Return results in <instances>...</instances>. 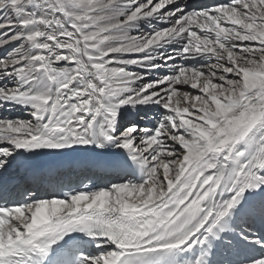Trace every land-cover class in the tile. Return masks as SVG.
Listing matches in <instances>:
<instances>
[{"label": "snow or ice", "instance_id": "1", "mask_svg": "<svg viewBox=\"0 0 264 264\" xmlns=\"http://www.w3.org/2000/svg\"><path fill=\"white\" fill-rule=\"evenodd\" d=\"M16 107L0 264H264V0H0ZM74 156L114 179L39 164Z\"/></svg>", "mask_w": 264, "mask_h": 264}, {"label": "bare ground", "instance_id": "2", "mask_svg": "<svg viewBox=\"0 0 264 264\" xmlns=\"http://www.w3.org/2000/svg\"><path fill=\"white\" fill-rule=\"evenodd\" d=\"M211 1V0H210ZM214 62V61H213ZM189 63H191V62H189ZM181 89H186V90H188V88H187V86H179ZM194 93L196 92V90H192ZM12 111H13V113L15 114V115H29L28 114V112H26V111H24V110H22L21 108H19V107H16V108H13L12 109ZM0 112H1V115L5 112V111H3L2 109H0ZM12 113V114H13ZM79 159H82L83 160V165H82V167L80 168V169H78L77 171H76V176L75 177H78V176H85V175H87V174H89V173H91V172H94V171H96L97 169H95V168H93L90 164H89V162H88V158L87 157H84V156H74V157H72V158H68V159H66V160H79ZM71 171H73V170H71ZM14 176H16V177H22L23 175H16V174H13ZM114 178H113V176L112 175H109V176H105L104 178H103V182L104 183H106L107 185L113 180ZM53 182H55V181H53ZM106 185V186H107ZM49 190V186L47 185V184H45L44 185V187H43V189H42V191H48ZM58 192V191H57ZM257 228H259V222L257 221Z\"/></svg>", "mask_w": 264, "mask_h": 264}, {"label": "rangeland", "instance_id": "3", "mask_svg": "<svg viewBox=\"0 0 264 264\" xmlns=\"http://www.w3.org/2000/svg\"><path fill=\"white\" fill-rule=\"evenodd\" d=\"M154 2H155V0H154ZM195 2L196 3H208V2H211V1L210 0H195ZM156 26L157 27H164L166 25H164L162 23H159ZM138 34L139 33H137L136 31H133L132 32V35H138ZM169 51H171V48L169 49ZM175 63L176 64H183V63H189V62H185L183 60H179L178 59V60L175 61ZM172 64H173V62H169L168 67H165V68H163V69L155 72L153 75H155V76H163L165 74H170L171 73V69H172ZM130 70H132V71H139V69H137V68H131ZM151 78H152V76H149V79H151ZM181 90L184 91L186 89H181ZM12 113H13L12 110H11V112H4L2 115H1V112H0V116L8 115V116H10L12 118H19V119H25V120L31 118L29 115H24V114L23 115H15L14 113L13 114Z\"/></svg>", "mask_w": 264, "mask_h": 264}]
</instances>
